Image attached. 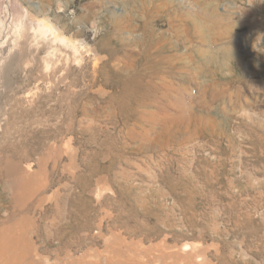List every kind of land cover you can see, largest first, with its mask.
I'll return each instance as SVG.
<instances>
[{
    "label": "rangeland",
    "instance_id": "374dc122",
    "mask_svg": "<svg viewBox=\"0 0 264 264\" xmlns=\"http://www.w3.org/2000/svg\"><path fill=\"white\" fill-rule=\"evenodd\" d=\"M24 188L15 264H264V0H0Z\"/></svg>",
    "mask_w": 264,
    "mask_h": 264
},
{
    "label": "bare ground",
    "instance_id": "6f19581e",
    "mask_svg": "<svg viewBox=\"0 0 264 264\" xmlns=\"http://www.w3.org/2000/svg\"><path fill=\"white\" fill-rule=\"evenodd\" d=\"M20 170L13 171L12 169L6 170V176L12 177L18 175ZM29 190L24 188L21 193H16L15 198L12 200L13 207L15 211L13 212L12 216L10 217L9 222L11 225H6L8 219L5 221V225L2 229H0V264H15L16 260L12 253H10V249L16 244V236L20 234V232L27 228L30 217L27 215H21L18 212L23 211L26 208L28 201H29ZM24 203V206L21 204ZM9 224V223H8ZM16 230H20L16 232ZM28 234V233H26ZM26 234L23 233L25 236ZM28 237V236H27Z\"/></svg>",
    "mask_w": 264,
    "mask_h": 264
}]
</instances>
